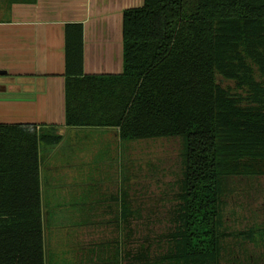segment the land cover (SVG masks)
Here are the masks:
<instances>
[{
    "label": "trees",
    "instance_id": "16d2710c",
    "mask_svg": "<svg viewBox=\"0 0 264 264\" xmlns=\"http://www.w3.org/2000/svg\"><path fill=\"white\" fill-rule=\"evenodd\" d=\"M122 35V73L84 74L83 27L66 26L65 125L116 127L123 141L182 137V188L160 261L221 264L227 180L264 176V0H144L123 11ZM62 138L0 123V264H50L38 153Z\"/></svg>",
    "mask_w": 264,
    "mask_h": 264
},
{
    "label": "crops",
    "instance_id": "0c3cea01",
    "mask_svg": "<svg viewBox=\"0 0 264 264\" xmlns=\"http://www.w3.org/2000/svg\"><path fill=\"white\" fill-rule=\"evenodd\" d=\"M143 3L144 0H0V123L35 124L41 131H55L53 127L59 125L56 132L63 135L57 145H41L44 152L48 150L40 165L42 205L49 209L48 213L56 207L65 209L70 203L73 209L81 205L96 209L97 203L91 202L101 189L111 190L112 174L116 178L118 172V192L121 184L120 167L115 163L117 157L119 161L121 158L119 128L65 125L66 26L78 23L83 27L84 74H120L122 14ZM64 144L61 160H51L50 151L54 153ZM81 153L83 164L86 160L90 163L92 154L95 170L79 165ZM109 196L115 201V193ZM118 209L120 215V202ZM46 253L50 264H59L48 252L47 242Z\"/></svg>",
    "mask_w": 264,
    "mask_h": 264
},
{
    "label": "rangeland",
    "instance_id": "374dc122",
    "mask_svg": "<svg viewBox=\"0 0 264 264\" xmlns=\"http://www.w3.org/2000/svg\"><path fill=\"white\" fill-rule=\"evenodd\" d=\"M256 78L264 81L258 72ZM220 81L229 85L233 93L244 90L238 87L235 76H222ZM59 128L53 127L55 131ZM41 145L39 172L48 152ZM184 148V139L179 136L122 140L121 158L115 161L121 171L120 192L116 190L117 172L116 178L113 174L111 177L116 186L111 185L108 191L101 189L98 198L92 200L91 205L97 203L98 208L81 205L73 209L70 203L65 209L56 207L49 213L45 209L46 242L53 260L59 264H170L162 263L160 254H166L169 247L166 235L182 188ZM64 149L65 144L54 153L50 151L51 160L59 162ZM81 155L79 165L95 170L92 154L90 163L86 160L85 164ZM227 182L224 226L230 235L223 242L220 263L264 264V176L232 177ZM91 190L96 191L95 187ZM112 192L115 201L110 199ZM246 232L251 235L249 239L245 238ZM142 249L148 255L143 261L138 257Z\"/></svg>",
    "mask_w": 264,
    "mask_h": 264
}]
</instances>
